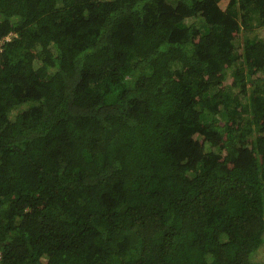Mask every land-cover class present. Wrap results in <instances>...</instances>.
Listing matches in <instances>:
<instances>
[{
	"label": "trees",
	"instance_id": "trees-1",
	"mask_svg": "<svg viewBox=\"0 0 264 264\" xmlns=\"http://www.w3.org/2000/svg\"><path fill=\"white\" fill-rule=\"evenodd\" d=\"M0 42V264H264V0H0Z\"/></svg>",
	"mask_w": 264,
	"mask_h": 264
},
{
	"label": "rangeland",
	"instance_id": "rangeland-1",
	"mask_svg": "<svg viewBox=\"0 0 264 264\" xmlns=\"http://www.w3.org/2000/svg\"><path fill=\"white\" fill-rule=\"evenodd\" d=\"M2 43H0V46H1ZM259 256H261L263 259H264V246H262L259 250Z\"/></svg>",
	"mask_w": 264,
	"mask_h": 264
},
{
	"label": "built area",
	"instance_id": "built-area-1",
	"mask_svg": "<svg viewBox=\"0 0 264 264\" xmlns=\"http://www.w3.org/2000/svg\"><path fill=\"white\" fill-rule=\"evenodd\" d=\"M6 39H9V37H7ZM1 43V42H0ZM1 47V46H0ZM0 258H1V255H0Z\"/></svg>",
	"mask_w": 264,
	"mask_h": 264
}]
</instances>
